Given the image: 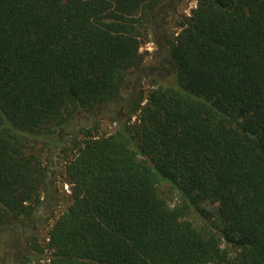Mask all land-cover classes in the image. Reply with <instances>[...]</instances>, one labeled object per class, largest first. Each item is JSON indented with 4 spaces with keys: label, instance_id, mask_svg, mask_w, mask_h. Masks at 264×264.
<instances>
[{
    "label": "trees",
    "instance_id": "16d2710c",
    "mask_svg": "<svg viewBox=\"0 0 264 264\" xmlns=\"http://www.w3.org/2000/svg\"><path fill=\"white\" fill-rule=\"evenodd\" d=\"M173 1L0 0V264H264V0Z\"/></svg>",
    "mask_w": 264,
    "mask_h": 264
},
{
    "label": "rangeland",
    "instance_id": "374dc122",
    "mask_svg": "<svg viewBox=\"0 0 264 264\" xmlns=\"http://www.w3.org/2000/svg\"><path fill=\"white\" fill-rule=\"evenodd\" d=\"M197 7V0H174L172 3L171 12L167 14L165 20V32L173 39L180 32V27L178 25V20L182 15H190L191 10ZM173 12L175 15H173ZM181 15V16H177ZM149 42L145 40V42L141 46V53L144 55V67L146 71L151 70L153 67L158 66V51L157 45L153 41V38H149ZM141 87L139 90H142L145 94L147 90L154 88L152 85V81L150 79H143L141 83ZM140 112L137 111L131 118V125L137 126ZM84 119H88V117H83ZM91 125L100 124V132L103 135L109 136L112 134L116 128L117 124L113 121V116L107 114L100 115ZM58 196L56 197L55 203H50L49 201H44L41 205L37 215L36 220H38V227L34 233H30V236L37 235L42 243L45 240L48 231L56 221L57 217L60 216L71 204H72V189L68 182H66L65 178L59 176L56 181ZM163 196H168L166 189L162 190ZM168 202L174 206L179 204L177 197L174 194L169 195ZM211 213L213 209L211 207L205 206ZM29 235V234H27ZM15 242V240H10ZM17 244V243H16ZM0 248V255H1Z\"/></svg>",
    "mask_w": 264,
    "mask_h": 264
}]
</instances>
